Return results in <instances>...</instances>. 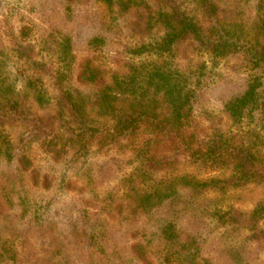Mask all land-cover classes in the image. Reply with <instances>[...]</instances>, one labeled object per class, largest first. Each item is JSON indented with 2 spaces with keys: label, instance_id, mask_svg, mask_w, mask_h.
Returning a JSON list of instances; mask_svg holds the SVG:
<instances>
[{
  "label": "rangeland",
  "instance_id": "rangeland-1",
  "mask_svg": "<svg viewBox=\"0 0 264 264\" xmlns=\"http://www.w3.org/2000/svg\"><path fill=\"white\" fill-rule=\"evenodd\" d=\"M215 1L221 17L245 33L264 20V0ZM106 4L102 0H0V84L11 92L20 84L39 88L47 105L60 91L79 100L91 94L77 80L87 59L116 76L129 77L132 85L168 70L197 89L195 116L205 134L255 130L264 152V66L257 67L242 53L218 58L194 45L180 48L174 57L132 54L141 41L134 39L135 33L126 29L125 22L133 20L135 10L125 11L116 1ZM147 4L144 0L139 7L140 12L145 10L140 20L153 14L151 36L158 40L164 29L157 10ZM22 26L29 29L24 39L19 34ZM22 40L32 44L35 65L15 55L13 48L16 51ZM253 78L262 82L259 106L251 119L236 124L225 113L224 104L240 96ZM12 137H17L15 131ZM91 153L66 171L78 176L74 191L63 199L60 191L43 194L37 203L36 225L32 224L33 210L18 218L20 207L15 200L6 204L8 222L0 211V227H6L0 237L5 234L4 244L16 251V258L33 262L37 257L38 264H143L137 252L153 264H190L192 260L264 264V243L228 222L264 196V183L236 190L217 185L214 191L200 192L180 188L176 181L173 189L178 195L166 199L170 203H160L159 197L164 196L158 193L160 176H141L128 149L107 143L95 146ZM6 168L0 165L2 172ZM137 187L146 193L137 196ZM149 193L150 201L145 203ZM144 205L147 209H141ZM11 206L15 208L12 213ZM166 222H173L178 237L172 244L163 237Z\"/></svg>",
  "mask_w": 264,
  "mask_h": 264
},
{
  "label": "trees",
  "instance_id": "trees-1",
  "mask_svg": "<svg viewBox=\"0 0 264 264\" xmlns=\"http://www.w3.org/2000/svg\"><path fill=\"white\" fill-rule=\"evenodd\" d=\"M115 1L125 11L135 10L133 20L125 22L126 29L135 33L134 39L141 41L132 54L174 57L180 48L194 45L218 58L242 53L257 67L264 66V20L245 33L221 17L215 0H148V8L157 10L164 29L162 37L154 40L153 14L148 20H140L145 13L139 10L144 0H102L109 6ZM19 34L23 39L28 36L27 26L20 27ZM21 42L16 51L13 48L15 55L35 65L32 44ZM77 80L91 93L87 98L79 100L60 91L47 105L39 88L20 84L11 92L0 84V165L7 166L3 172L0 170V211L6 222V204L15 200L20 207L18 218L33 210L32 224L36 225L37 203L43 194L60 191L63 199L74 191V178L78 176L66 172L69 166L72 168L71 163L80 164L95 146L107 143L128 149L141 176H160L158 193L164 195L159 197L160 203L174 195L176 181L180 188L200 192L210 188L214 191L217 185L236 190L264 183V152L258 146L255 130L205 134L195 116L197 89L168 70L150 74L132 85L129 77L116 76L87 59ZM260 84L259 78H253L240 96L224 104L225 113L236 124L252 118L264 89L260 90ZM12 131L17 133V144ZM137 189V196L146 193ZM150 194L145 203L150 201ZM14 210L11 206L9 212ZM242 213L228 222L245 228L250 238L264 243V196ZM5 229L0 227V234ZM162 233L169 244L178 239L173 222H166ZM4 237H0V264H38L37 257L32 258L33 262L16 258V251L4 244ZM134 253L141 256L143 264H153L146 256ZM190 264L201 263L192 260Z\"/></svg>",
  "mask_w": 264,
  "mask_h": 264
}]
</instances>
